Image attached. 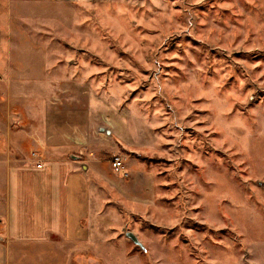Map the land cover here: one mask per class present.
<instances>
[{
	"label": "rangeland",
	"instance_id": "rangeland-1",
	"mask_svg": "<svg viewBox=\"0 0 264 264\" xmlns=\"http://www.w3.org/2000/svg\"><path fill=\"white\" fill-rule=\"evenodd\" d=\"M52 62L58 97L109 116L111 161L152 176L103 207L129 253L264 264V0H0V107L8 82L46 95Z\"/></svg>",
	"mask_w": 264,
	"mask_h": 264
},
{
	"label": "crops",
	"instance_id": "crops-1",
	"mask_svg": "<svg viewBox=\"0 0 264 264\" xmlns=\"http://www.w3.org/2000/svg\"><path fill=\"white\" fill-rule=\"evenodd\" d=\"M61 72L52 62L49 95L33 88L34 97H22L8 82L9 106L0 107V264H142L118 240L120 215L103 207L117 200L141 207L149 191L134 199L130 182L141 173L148 188L152 176L122 159L121 173L113 171L100 118L109 116L90 113L84 99L58 97L62 82L52 75Z\"/></svg>",
	"mask_w": 264,
	"mask_h": 264
},
{
	"label": "built area",
	"instance_id": "built-area-1",
	"mask_svg": "<svg viewBox=\"0 0 264 264\" xmlns=\"http://www.w3.org/2000/svg\"><path fill=\"white\" fill-rule=\"evenodd\" d=\"M111 167L115 173H121V171L123 170V163H122L121 158L120 157H114L112 162H111ZM36 168L41 169L42 163H37Z\"/></svg>",
	"mask_w": 264,
	"mask_h": 264
},
{
	"label": "water",
	"instance_id": "water-1",
	"mask_svg": "<svg viewBox=\"0 0 264 264\" xmlns=\"http://www.w3.org/2000/svg\"><path fill=\"white\" fill-rule=\"evenodd\" d=\"M134 245L138 246L140 249L144 250L142 244L138 241V239L132 233L128 232L125 235Z\"/></svg>",
	"mask_w": 264,
	"mask_h": 264
}]
</instances>
